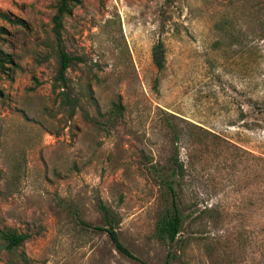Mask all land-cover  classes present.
Returning <instances> with one entry per match:
<instances>
[{"label": "rangeland", "instance_id": "374dc122", "mask_svg": "<svg viewBox=\"0 0 264 264\" xmlns=\"http://www.w3.org/2000/svg\"><path fill=\"white\" fill-rule=\"evenodd\" d=\"M81 1L63 19L70 115L52 91L58 0H0V229L27 235L0 239V264H264V0ZM99 201L137 259L85 224Z\"/></svg>", "mask_w": 264, "mask_h": 264}, {"label": "trees", "instance_id": "16d2710c", "mask_svg": "<svg viewBox=\"0 0 264 264\" xmlns=\"http://www.w3.org/2000/svg\"><path fill=\"white\" fill-rule=\"evenodd\" d=\"M81 0H58L56 5V11L52 17L51 33L54 41V52L56 56V72L52 82V91L56 93L57 97L60 98L61 106L65 107L70 115L75 111L77 106V99L71 96L68 86L67 70L71 64L77 59L75 56L69 54L64 48L62 41V30H63V19L65 15L69 14L72 8L76 5L81 4ZM0 20L12 21V19L5 13L0 11ZM4 32V28L0 27V36ZM152 62L156 67L158 73L165 68V48L162 41H157L152 46ZM14 65L13 59L2 49H0V70L6 72L10 66ZM158 80V78L155 79ZM118 112L123 110L121 104L116 105ZM174 136L178 138V134L174 132ZM181 173V166L177 160L173 161V166L170 174L167 177H161V182L164 185L166 192L170 196V204L158 219L156 224V232L158 237L167 240L169 243L174 242L177 239L181 231V227L184 221V216L180 212L178 205L177 192L174 186L175 180ZM98 209L102 215V225H91L94 230L106 232L116 250L133 259H137L134 254L123 244L120 240L116 224L118 223L117 216L113 210L107 207L102 201L98 202ZM27 238L26 234L17 233L11 229H0V239L4 243V247L7 249H14L19 247ZM142 264H147L142 262ZM9 264H28L27 262L22 263H9ZM165 264H170L167 259Z\"/></svg>", "mask_w": 264, "mask_h": 264}]
</instances>
